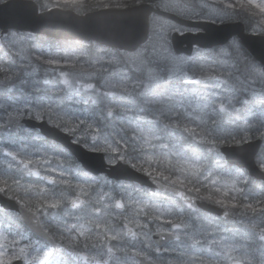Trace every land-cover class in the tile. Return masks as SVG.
Returning <instances> with one entry per match:
<instances>
[{
  "label": "snow or ice",
  "instance_id": "obj_1",
  "mask_svg": "<svg viewBox=\"0 0 264 264\" xmlns=\"http://www.w3.org/2000/svg\"><path fill=\"white\" fill-rule=\"evenodd\" d=\"M35 6L144 10V32L63 44L0 34V195L12 202L0 210V264H264V61L236 39L191 55L174 44L201 31L191 21L242 20L264 37V0ZM28 120L148 182L109 180Z\"/></svg>",
  "mask_w": 264,
  "mask_h": 264
},
{
  "label": "water",
  "instance_id": "obj_2",
  "mask_svg": "<svg viewBox=\"0 0 264 264\" xmlns=\"http://www.w3.org/2000/svg\"><path fill=\"white\" fill-rule=\"evenodd\" d=\"M144 10H129L120 13L92 12L88 16H76L72 13L53 12L51 15L41 16L35 6L34 0H7L0 3V31L11 30L31 32L55 40H101L112 43H130L133 37L139 38L144 32ZM194 27H201V31L177 35L174 41L180 54L191 55L196 44L208 47H218L227 44L237 37L251 56L261 64L264 61V37L251 35L246 31L242 22L195 25L201 22L191 21ZM28 126L34 127L41 135L49 140L61 143L79 163L99 174H106L117 181L148 182V178L140 173L129 170L124 173L119 167L112 168L107 165L101 154L87 152L70 143L69 138L62 133L51 129L47 124L35 120H28ZM250 151V149H246ZM233 159L245 167H251V160L241 159L242 150H230ZM150 183V182H149ZM6 197L0 195V205L4 208L11 205ZM19 264V262H16Z\"/></svg>",
  "mask_w": 264,
  "mask_h": 264
},
{
  "label": "rangeland",
  "instance_id": "obj_3",
  "mask_svg": "<svg viewBox=\"0 0 264 264\" xmlns=\"http://www.w3.org/2000/svg\"><path fill=\"white\" fill-rule=\"evenodd\" d=\"M5 1H7V0H0V3H2V2H5ZM233 22H236V20H229V21H226L225 23H233ZM239 22H243L244 24H245V22L244 21H242V20H240ZM217 24H220V23H217ZM224 24V23H223ZM246 31L247 32H250V30L249 29H247L246 28ZM16 32H19V31H16ZM20 34H32V33H30V32H19ZM0 34H1V32H0ZM32 35H35L36 37H37V35L36 34H32ZM234 39H236V40H238L240 43H241V41L238 39V38H234ZM45 43H49L50 41L49 40H43ZM232 41V40H231ZM230 41V42H231ZM58 43H61V44H63V42H58ZM69 43H71V42H69ZM52 44H57V43H52ZM228 44V43H227ZM226 44V45H227ZM242 44V43H241ZM226 45H223V46H218V47H215V48H220V47H224V46H226ZM242 47L244 48V46L242 45ZM248 52V51H247ZM259 65V64H258Z\"/></svg>",
  "mask_w": 264,
  "mask_h": 264
},
{
  "label": "trees",
  "instance_id": "obj_4",
  "mask_svg": "<svg viewBox=\"0 0 264 264\" xmlns=\"http://www.w3.org/2000/svg\"><path fill=\"white\" fill-rule=\"evenodd\" d=\"M129 3L131 4V3H132V0H129ZM245 26H246L247 29H249L246 23H245ZM37 37L41 38L42 40H49V39H48L47 37H45V36L37 35ZM49 41H50V40H49ZM59 42H62V41H59ZM49 43L52 44V43H58V42L51 40ZM243 51H244V53H246V54L249 56V58H251L253 61H255V60L253 59V57L247 52V50H246L245 48H243ZM255 63L258 65V63H257L256 61H255Z\"/></svg>",
  "mask_w": 264,
  "mask_h": 264
},
{
  "label": "flooded vegetation",
  "instance_id": "obj_5",
  "mask_svg": "<svg viewBox=\"0 0 264 264\" xmlns=\"http://www.w3.org/2000/svg\"><path fill=\"white\" fill-rule=\"evenodd\" d=\"M38 133V132H37ZM102 175H106V174H102ZM107 176V175H106ZM108 177V176H107ZM109 180H112V181H114L115 183H128V182H126V181H117V180H113V179H110V178H108ZM4 208H1L0 207V210H3Z\"/></svg>",
  "mask_w": 264,
  "mask_h": 264
}]
</instances>
